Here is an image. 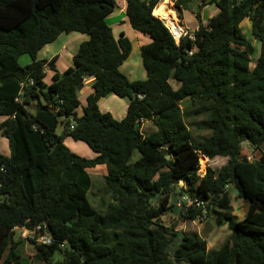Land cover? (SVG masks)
<instances>
[{"label": "trees", "instance_id": "1", "mask_svg": "<svg viewBox=\"0 0 264 264\" xmlns=\"http://www.w3.org/2000/svg\"><path fill=\"white\" fill-rule=\"evenodd\" d=\"M192 1L177 5L192 10ZM157 2L125 0L130 26L150 38L140 46L146 77L130 80L119 68L131 41L123 32L116 37L105 20L116 0H0V135L9 148L0 153V264H31L14 226L49 229L50 244L27 240L32 262H49L58 252L64 264H264V0H198L197 28L178 42L154 13ZM207 5L217 12L203 23ZM245 18L248 32L240 26ZM62 33L88 38L73 53V66L58 71L57 55L37 53ZM22 55L29 63H19ZM88 77L92 92L81 104L78 90ZM109 94L128 100L121 119L98 107ZM200 114L209 133L196 139L185 118ZM143 121L154 130L144 134ZM65 137L95 156L72 151ZM244 146L260 156L248 159ZM134 150L139 157L131 162ZM203 156L226 162L200 175ZM100 165L108 195L102 211L87 197L88 170ZM230 192L247 204L240 220L231 213ZM172 193L199 204L183 202L177 218L227 225L218 249L209 251L197 232L162 223ZM175 236L170 254L165 247Z\"/></svg>", "mask_w": 264, "mask_h": 264}, {"label": "rangeland", "instance_id": "2", "mask_svg": "<svg viewBox=\"0 0 264 264\" xmlns=\"http://www.w3.org/2000/svg\"><path fill=\"white\" fill-rule=\"evenodd\" d=\"M164 1H166L167 3L169 1V6H170L169 10H170V12H172L171 14L175 18L177 16V13H178L176 7H179L177 5V0H163V2ZM196 2H198V0L192 1V10H188V9L182 10L183 19H184L186 25L188 26L189 30L193 29L198 24V21H197L195 14L193 12L196 8ZM213 9H214L213 6H208L207 9L201 11L200 17H201V21L203 23L207 22L209 17H211L213 15L211 13ZM115 10H118L117 7L115 8ZM125 17H126L125 12H119V14H117L116 16H114V17L108 16V18H106L105 20L109 25H111L113 22H119L123 19L125 20ZM168 18H169V16H168ZM163 21L165 23H167V21H165V20H163ZM177 22L180 25H182L180 16H178ZM167 26H169V25H167ZM175 26L173 24V26L172 27L169 26V28L176 35H178L182 30L180 29L181 30L180 31ZM182 26H180V27H182ZM240 26H241L242 30L248 32L250 29L249 19L245 18L240 23ZM182 29H183V27H182ZM131 31L135 32V30L132 29L131 26H129V32L126 30V33L128 34V37L130 39H133L132 41L134 44H133V47L131 48V51H130L128 57L122 63L123 65L121 66V69L120 68L119 69L124 75L127 74L129 77H133L134 79H141V77H142L141 75L143 74L144 67H143V64L141 61L139 48H136L137 40L134 38L132 33H130ZM145 36H147V35H145ZM252 42L254 44L255 49L258 48V44L254 40V38H253ZM46 45H48V44H46ZM78 46H79V44H78ZM257 56H258V52L256 49V52L254 53V55H252L253 61L256 59ZM18 61L21 65H25V64L29 63V56L28 55H22ZM171 82H172V85L175 84L174 81H171ZM83 98H84V96L80 95V100L82 101V103L84 101ZM114 98H116V97H114ZM40 99L42 100V97H40ZM188 102L189 101L183 102L181 104V107L188 106L187 105ZM29 106H30L29 108L31 110H33L34 105H29ZM76 110L79 114L82 113L80 106ZM3 120H4V117L0 116V122H2ZM205 120H206V114H200V115H195V116L193 115L192 117L190 116L187 119L185 118V121L188 124L189 129L191 131V134L193 135L194 138L198 139L200 137L206 136L209 133V130L205 127ZM61 129H62V126H61V124H59L57 126V130H56L57 133H60ZM152 130H154V126L152 125V123L150 121H143L142 122L141 131L144 134H146ZM78 142L80 144H82V146H84V148H85L84 150H86V152H87V153H85V151H84V155H81V154H79V155H81L83 157H87L86 156L87 154H89V155L93 154L92 153L93 151L85 143H83L81 141H78ZM259 151H254L253 149H251V147L244 146L242 149V155H247L248 159H252L254 156L255 157L260 156L261 150H259ZM263 151H264V145H263ZM5 152H6V154H8V152H9L8 143H7V140L0 135V153L4 155ZM138 157H139L138 151L134 150L132 155H131V159H130L131 162H134ZM200 158H202V157H200ZM205 159L207 160L205 165H204L205 167H202V164L200 165V163H199L198 173L200 175L205 174L207 168H210L212 170H216V169H219L226 162V158H222V157H215L213 159H208V158L204 157V162H205ZM88 172L91 175V187L87 193L89 203L94 209H96L98 211H102L105 208L106 203L108 202V195L106 194L105 189H104V185H105L104 184L105 182L103 179L104 172L103 171L101 172L98 169H94V168L89 169ZM179 185L182 186L183 183H179ZM230 193H232V192H230ZM231 202H232L231 213L235 216V218L237 220L242 219L244 217L245 212H246L247 204L245 202H243L242 200L235 198L233 193L231 194ZM175 204H176V210H177L176 215L172 214V212H169L168 214L161 216L162 223H164L166 225H171V224L175 225L174 231H176L178 233H180V232H186V233L197 232V234H199V236H201L203 239H205L207 249L209 251H213V250L218 249L222 245V243L225 241V239L228 237L230 231H229L226 224L222 225V226H217L209 218L196 219V220L177 218V215L181 211L180 208L182 206H181V203L178 202V200H176ZM15 238L23 241L24 244L21 247V249H22L23 253L25 254L24 256L27 257L28 260L31 261L30 262L31 264H64L60 254L58 252H56L52 256V258L49 262H43V261H37V260H34L32 262V259L34 257L33 246L29 243V241L27 242V240L32 239L33 237L31 235H27V234H25L24 236L21 237L20 231L16 230ZM178 243H179V240H178ZM175 264H188V263L180 262V263H175Z\"/></svg>", "mask_w": 264, "mask_h": 264}, {"label": "crops", "instance_id": "3", "mask_svg": "<svg viewBox=\"0 0 264 264\" xmlns=\"http://www.w3.org/2000/svg\"><path fill=\"white\" fill-rule=\"evenodd\" d=\"M162 2H163V0H158L157 4L155 5V7L153 9L154 13H155V8L157 6H159ZM116 4H117L116 7L118 10H114L112 12V14L109 15V17H111V16L114 17L117 14H119V12H125V10H124L125 9V0H118V1L116 0ZM208 6L214 7V9L211 12L212 14H215L217 12V7L215 5H207V6L203 7V9L201 11L207 9ZM169 7L170 6H169V1H168V3L165 6V9L167 10V12L169 14L168 21L172 24V26H173V24H174V26L176 25L175 27L178 28L179 30L180 29L182 30V27H183L187 33L188 32L192 33L194 30H196L197 26H195L193 29H190V30L188 29V26L186 25V23L183 19V16H182V10H185V9H182V7H180V6L176 7L178 13H177V16L174 18V16L171 14L172 12H170V10H169ZM178 16H180V18H181V24L183 25L182 27H180L181 25L177 22ZM161 20H163V19H161ZM109 26L112 28L113 33L116 37L118 36V34L120 32H123L128 37L126 30L129 32L130 24L128 22L127 17H125V20L123 19L119 22H113ZM130 33H132L134 38L137 40L136 48H139V51H140L141 45L150 42L149 36H145L144 34H142L140 32H136V31L135 32L131 31ZM87 38H88V36L84 33L72 34V35H66V34L62 33L56 38V40L54 42H52L48 45H45L37 53L38 58L49 60L54 55H57L58 57H57V60L55 62L56 68L58 71H63L66 67L73 66V59H72L73 53H75V51L77 50L78 44H80L84 40H87ZM129 40L131 41V45H132L131 48H132L133 44H134L132 41L133 39L129 38ZM122 65L123 64H121V66ZM121 66H120V69H121ZM144 70H143V74L141 75L142 76L141 79H144L146 77V71H144ZM45 73L47 75L46 79L49 80L51 72L47 69V67L45 68ZM128 78L130 80H136L133 77L128 76ZM93 79H94L93 77H88V78L83 79L82 84L78 90L79 99H80V95H82V96H84L83 99L85 101V97L92 92V86L91 85H92ZM171 81H174V80H170V83L172 84ZM172 86L174 88H176V87H178V84L175 82V84H173ZM114 97H116V98H114ZM84 101H83V103H84ZM80 103L83 104L81 100H80ZM81 104H80V107H81ZM127 104H128V100L126 98H120L116 95L114 96L113 94L106 95V96L100 98L98 101V107H99L100 111L109 112L116 119H121L125 115L126 109H127ZM77 114L80 115L78 112H77ZM64 143L67 146H69V148L72 151H74L78 154L84 155V151H85V153H87L86 150H84L85 148H84V146H82V144H80L78 141H74L70 137H65ZM92 153H93L92 155L87 154L86 155L87 158L94 157L95 153L94 152H92ZM5 154H6V152L4 153V155ZM8 154H9V152H8ZM8 154H6V155H8ZM94 169H98L101 172L103 171L104 175L106 174V169L102 165L97 166Z\"/></svg>", "mask_w": 264, "mask_h": 264}, {"label": "built area", "instance_id": "4", "mask_svg": "<svg viewBox=\"0 0 264 264\" xmlns=\"http://www.w3.org/2000/svg\"><path fill=\"white\" fill-rule=\"evenodd\" d=\"M163 21V20H162ZM163 23L165 24V26L168 28V30H169V32L171 33V35H172V37L174 38V40L176 41V42H178L179 41V39H180V37L181 36H184V35H186L187 34V32H186V30H184V28L182 29V31L180 32V34H179V37H178V39H176L175 38V36H174V33H173V31L167 26V24L163 21ZM182 26V25H181ZM32 83V81L30 80L29 81V84H31ZM137 97L138 98H141L142 97V95H137ZM17 100V99H16ZM73 127V125H70V128H72ZM2 172H4V166L2 165V164H0V174L2 173ZM181 200L183 201V202H185V206H189V205H192V204H196V205H199L198 204V202L196 201V199H194V200H190V199H187L186 197H182L181 198ZM178 202H180L181 203V206L183 207V205H182V203L183 202H181V201H178ZM184 206V207H185ZM181 207V208H182ZM202 218H205L204 216H202ZM37 229L39 228L38 226L36 227ZM16 230H18V231H20V236L22 237V236H24L25 234H27V235H31L33 238V240L35 241V242H37L38 244H44V245H48V244H50L51 243V241H52V239H51V236L49 235V234H47V233H44V234H41V233H37V232H35V230H27L25 227H19V226H14L13 227V231L14 232H16Z\"/></svg>", "mask_w": 264, "mask_h": 264}, {"label": "water", "instance_id": "5", "mask_svg": "<svg viewBox=\"0 0 264 264\" xmlns=\"http://www.w3.org/2000/svg\"><path fill=\"white\" fill-rule=\"evenodd\" d=\"M133 97H135V93L132 94ZM137 126V124L135 125ZM179 183H183L182 180H179L178 184ZM176 197L175 195L172 193L171 194V205H170V208H169V212H172V214L176 215L177 214V210H176ZM45 233L49 234V229L47 228ZM178 240L179 238L177 236H175L174 238H172V240H170L166 247H165V251L168 252V253H173L174 250L176 249L177 247V243H178Z\"/></svg>", "mask_w": 264, "mask_h": 264}, {"label": "bare ground", "instance_id": "6", "mask_svg": "<svg viewBox=\"0 0 264 264\" xmlns=\"http://www.w3.org/2000/svg\"><path fill=\"white\" fill-rule=\"evenodd\" d=\"M166 1L162 2L159 6H157L155 8V12L159 15V17L165 21H167V25H169L170 27H172V24H170V22L168 21V12L167 10L165 9V6H166ZM202 164V167H204V161L202 159V161L200 162V165Z\"/></svg>", "mask_w": 264, "mask_h": 264}]
</instances>
